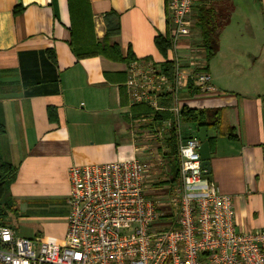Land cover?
Returning a JSON list of instances; mask_svg holds the SVG:
<instances>
[{"label": "crops", "instance_id": "obj_1", "mask_svg": "<svg viewBox=\"0 0 264 264\" xmlns=\"http://www.w3.org/2000/svg\"><path fill=\"white\" fill-rule=\"evenodd\" d=\"M89 6L96 40L115 32L109 42L119 46L123 58L129 53L158 63L173 58L169 50L166 59L155 44L169 31L167 0H89ZM213 6L217 19L228 20L218 36L219 49L208 60L199 20ZM16 8L22 12L15 15ZM191 21L192 43L215 91L192 96L183 84L181 111L186 106L219 112V128L207 127L212 177L206 181L233 197L238 230L256 232L264 229V0H195ZM71 25L69 0H0V128L5 130L0 158L17 169L11 185L16 219L39 228L35 239L60 245L70 215L72 167L162 161L156 175L162 183L169 178L164 153L170 131L153 134V123L139 121L149 113L133 110L146 106H129L126 63L75 56ZM179 56L185 76L191 74L187 42ZM171 104L160 100L164 108ZM181 133L199 139L191 123L182 122ZM154 137L160 140L145 142Z\"/></svg>", "mask_w": 264, "mask_h": 264}, {"label": "built area", "instance_id": "obj_2", "mask_svg": "<svg viewBox=\"0 0 264 264\" xmlns=\"http://www.w3.org/2000/svg\"><path fill=\"white\" fill-rule=\"evenodd\" d=\"M194 1L167 0L174 82L162 63L153 60L136 59L126 68L129 106L152 110L139 121L153 123V134L159 137L174 121L177 125L180 179L172 183L167 178L166 186L156 187L162 161L74 166L69 171L64 243L20 237L13 227L0 225V264H264V229L238 230L233 197L203 177L199 139L181 135V86L192 80L202 93L215 91L192 43ZM183 42L189 44L188 62L193 66L186 76L179 56ZM167 95L172 104L164 108L160 100ZM164 111L174 118L157 121ZM158 189L166 194L149 195Z\"/></svg>", "mask_w": 264, "mask_h": 264}, {"label": "trees", "instance_id": "obj_3", "mask_svg": "<svg viewBox=\"0 0 264 264\" xmlns=\"http://www.w3.org/2000/svg\"><path fill=\"white\" fill-rule=\"evenodd\" d=\"M69 8L71 12V49L75 56L79 59L91 56H102L113 62H124L129 65L136 58L129 53L127 58H123L120 48L116 44L109 42L110 35L115 32L107 33L104 41L96 40L93 28V21L89 6V0H69ZM215 6L206 10L200 17L199 26L202 33V46L206 51V57L210 60L214 57L219 49L218 36L227 24L226 17L222 18L215 12ZM22 12V8H16L14 14ZM155 44L158 51L167 59L169 50L171 49V38L169 31L165 35H159L155 38ZM164 72L171 82L175 81V64L166 60L162 63ZM205 70V69H204ZM203 70V71H204ZM205 72V71H204ZM124 91V87H122ZM188 92L192 95H200L202 92L194 86L192 80L188 83ZM167 101H171L170 95L166 96ZM133 110L149 113L152 110L147 107L133 108ZM54 110L49 109V117L54 119ZM219 112H204L183 107L181 111V120L184 123H191L196 126L197 130L201 127L219 128ZM170 112H160L157 114V121L173 119ZM55 120V119H54ZM5 133L4 128H0V135ZM230 138H235L233 130L230 132ZM179 134L175 121L167 140L168 152L164 153V159L167 161V169L169 172L170 182L175 183L180 179V157H179ZM17 175V169L12 165L4 162L0 158V225L11 226L12 217L19 218L18 204L11 194V185L14 183ZM164 184V183H162ZM12 227V226H11Z\"/></svg>", "mask_w": 264, "mask_h": 264}, {"label": "rangeland", "instance_id": "obj_4", "mask_svg": "<svg viewBox=\"0 0 264 264\" xmlns=\"http://www.w3.org/2000/svg\"><path fill=\"white\" fill-rule=\"evenodd\" d=\"M145 134H142L144 136ZM156 140H160L158 137H154L153 139L147 138L145 142L147 141L148 144L153 145V142ZM159 182V181H158ZM159 185H156V187L163 188L166 186L167 183L162 184V181L159 182ZM10 225L17 231L18 235L20 237H30L35 239L36 238V230L39 229L36 225H34L33 222L30 220H17L16 218L12 217Z\"/></svg>", "mask_w": 264, "mask_h": 264}, {"label": "water", "instance_id": "obj_5", "mask_svg": "<svg viewBox=\"0 0 264 264\" xmlns=\"http://www.w3.org/2000/svg\"><path fill=\"white\" fill-rule=\"evenodd\" d=\"M199 141L201 143L199 154L202 159L203 177L204 179H210L212 177L211 151L207 137V127H201L199 129Z\"/></svg>", "mask_w": 264, "mask_h": 264}]
</instances>
